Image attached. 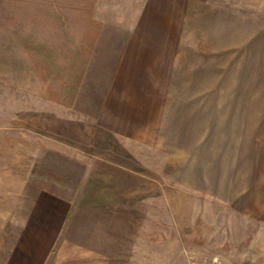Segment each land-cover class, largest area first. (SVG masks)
<instances>
[{
    "label": "rangeland",
    "instance_id": "rangeland-1",
    "mask_svg": "<svg viewBox=\"0 0 264 264\" xmlns=\"http://www.w3.org/2000/svg\"><path fill=\"white\" fill-rule=\"evenodd\" d=\"M202 3L99 0L116 36L142 22L137 34L154 41L141 59L131 46L126 67L142 73L120 77L131 90L111 108L116 118H100L98 106L110 94L112 75L83 76L92 91L76 93L73 107L47 109L12 90L11 76H0V264H264V139H246L219 118L187 117L194 85L235 96L236 84L264 86V61L247 58L249 45L235 46L233 22L229 43L207 45L205 62L194 58L202 48L195 44L193 56L185 40L190 21L201 24ZM122 50L116 45L105 60L113 73ZM203 64L208 77L196 75ZM48 112L79 121L101 148L129 149V160L118 151L114 159L131 169L130 190L109 204L103 193L80 188L96 151L51 133ZM100 120L123 133L106 140Z\"/></svg>",
    "mask_w": 264,
    "mask_h": 264
},
{
    "label": "crops",
    "instance_id": "crops-1",
    "mask_svg": "<svg viewBox=\"0 0 264 264\" xmlns=\"http://www.w3.org/2000/svg\"><path fill=\"white\" fill-rule=\"evenodd\" d=\"M200 5L203 12L201 24L199 19L193 25L190 21V35L187 34L185 40L187 50L190 47L191 53L192 49V55L196 52L195 44L197 50L202 48L193 55L194 58L205 62L211 58L207 55V49H211L207 45L229 43L226 31L233 22L235 46L249 45L246 53L250 56L247 58L264 61V0H203ZM99 8V0H0V76H11L8 84L12 90L27 93L29 100L39 101L47 109L73 107L76 93L92 91L93 88H84L83 76L112 75L116 79L110 85V94L106 102L98 106L102 108L100 118H116L117 112L111 108H116L117 99L127 100L125 92L131 90V83L121 82L120 77L142 73L138 69L132 72L131 67H126L131 46H137L132 55L141 59L150 41L137 34L142 22H135L137 25L134 24L132 34L128 30L123 39L121 35L117 37L113 30L115 22L101 17ZM197 13L201 14L199 9ZM194 28L198 33L196 42ZM116 45L123 46V50L120 65L113 73L105 60L113 54ZM205 67V64L198 67L196 75L208 77ZM142 69L145 70L144 75H151V67L150 71L147 67ZM187 72L193 75L195 68L189 67ZM211 91L210 86L204 83L190 89L188 118H197L194 121L198 123L209 122V117L219 118L215 122L235 124L240 132L246 134V139H264V86L236 84L230 90L235 93L232 97L222 94L225 92L223 89L215 90L214 95ZM91 100L95 102V99ZM48 118L51 133L60 135L64 141L73 140L81 147L89 146L96 151L86 164V173L78 185L80 188L94 189L96 196L103 193L109 198V204L116 202L115 194L119 197L130 190L131 169L123 161L117 165L114 159L118 151V155H126L129 160V149L125 153L124 149L101 148L97 135L84 132L79 121H66L65 117L51 112H48ZM122 118L125 119L124 116ZM103 121L100 120L102 127H99V133L102 132L106 140H114L115 132L123 133ZM174 165L176 168L175 158ZM49 238L46 251L50 250ZM52 242H56V238Z\"/></svg>",
    "mask_w": 264,
    "mask_h": 264
}]
</instances>
